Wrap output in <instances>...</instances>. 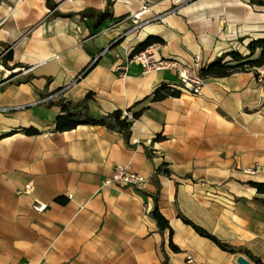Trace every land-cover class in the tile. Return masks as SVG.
<instances>
[{
  "label": "crops",
  "instance_id": "0c3cea01",
  "mask_svg": "<svg viewBox=\"0 0 264 264\" xmlns=\"http://www.w3.org/2000/svg\"><path fill=\"white\" fill-rule=\"evenodd\" d=\"M52 2L0 0V264H238V257L255 264L220 250L179 214L264 263V193L251 185L264 184V67L207 78L195 97L174 72L143 74L129 61L147 39L157 58L195 59L199 68L230 51L246 55L251 40L264 38V6ZM143 7L151 11L141 20L164 14V21L131 30ZM107 8L111 15L96 23L92 13ZM162 84L179 95L149 102ZM88 93L84 111L93 118L120 110L132 120L142 110L128 144L102 126L54 131L65 114L57 102ZM30 128L38 134L23 133ZM158 134L164 139L154 142ZM161 164L170 176L154 174ZM116 165L145 178V188L103 185ZM28 183L32 191L18 193ZM157 190L171 234L149 215ZM35 200L44 211H33Z\"/></svg>",
  "mask_w": 264,
  "mask_h": 264
},
{
  "label": "trees",
  "instance_id": "16d2710c",
  "mask_svg": "<svg viewBox=\"0 0 264 264\" xmlns=\"http://www.w3.org/2000/svg\"><path fill=\"white\" fill-rule=\"evenodd\" d=\"M45 1L49 8H53L55 6L52 0H45ZM249 2L251 4L264 6V1L261 0H249ZM110 15L111 14L108 12V8L106 11L102 13H92V16L95 17L96 19V23H99L100 21L106 19ZM151 41L152 39H147L138 50L143 49L144 47L149 45ZM246 49L248 51V54L246 55H241L236 51H230L214 59L213 61H211L210 63L206 64L205 66L199 69V75L204 79L222 78L232 75L234 73L246 72L253 70L255 68L264 67V38L251 40L247 44ZM135 52H137V50H135ZM9 57H10V53L7 52L5 54V59L6 58L8 59ZM226 58H228V60ZM90 67L91 66L85 67L83 71L89 70ZM178 95H179V90L172 88L168 85L162 84L157 88H155L147 99L149 100V102H157L167 97H177ZM90 98H91V94L88 93L85 95L82 101L75 104L71 102H63V101L57 102V104L61 108V111L64 112L65 114L58 115L55 118L54 131L56 132L69 131L74 129L77 125L80 124L102 126L109 131L119 133L122 136L123 140L128 144L131 136L132 120L137 119L140 116L142 110L133 112L131 114L132 120H128L126 117H122V111L120 110H116L111 113L102 115L99 118H93L84 111L86 109V102ZM80 111H84V114L81 115L79 113ZM22 131L25 135L38 134V131L32 128L24 129ZM163 139L164 138L158 134L153 138V141L158 142V141H162ZM154 174L170 176V171L166 168L165 164H161L155 170ZM251 185L255 187L259 193H264V184L251 183ZM152 198L154 201V207L149 213L150 217L156 222L160 233H162L165 229H168L169 234H171V230L169 228L167 220L159 213L157 209L158 190L156 191L155 195L152 196ZM55 202L60 204L64 203L61 198H56ZM179 218L183 223L189 225L199 236L213 242L220 250L231 254L243 253L255 264H264L259 259L251 255L248 251L235 248L224 242L219 241L212 234H210L203 228L195 225L184 216L179 214ZM170 248L173 251H177V248L171 243H170Z\"/></svg>",
  "mask_w": 264,
  "mask_h": 264
},
{
  "label": "built area",
  "instance_id": "2783aa9c",
  "mask_svg": "<svg viewBox=\"0 0 264 264\" xmlns=\"http://www.w3.org/2000/svg\"><path fill=\"white\" fill-rule=\"evenodd\" d=\"M150 8L143 7L139 12L133 15L134 26L131 30H135L140 26L148 23H162L164 21V14H153L150 18L141 20V16L150 12ZM5 50L4 53H7ZM129 61L135 62L140 65L143 74L169 70L175 73L181 88L187 91L190 95L198 97L201 96L203 88L206 86V79L199 75V64L194 59L192 64H185L172 58H157L154 54L153 46H147L129 58ZM46 98L45 100H47ZM127 116L126 113L122 117ZM146 180L142 176L131 171L130 168L125 166L116 165L112 168L111 174L103 181L105 186L116 187H130L137 190L145 188ZM32 191L30 183L24 185L18 193L28 194ZM71 199V196H67ZM46 204L34 201L32 204L33 211L40 213L44 211ZM190 262V258H188Z\"/></svg>",
  "mask_w": 264,
  "mask_h": 264
},
{
  "label": "water",
  "instance_id": "95a60500",
  "mask_svg": "<svg viewBox=\"0 0 264 264\" xmlns=\"http://www.w3.org/2000/svg\"><path fill=\"white\" fill-rule=\"evenodd\" d=\"M236 262L238 264H248V262L243 257H238Z\"/></svg>",
  "mask_w": 264,
  "mask_h": 264
},
{
  "label": "rangeland",
  "instance_id": "374dc122",
  "mask_svg": "<svg viewBox=\"0 0 264 264\" xmlns=\"http://www.w3.org/2000/svg\"><path fill=\"white\" fill-rule=\"evenodd\" d=\"M228 60V59H227Z\"/></svg>",
  "mask_w": 264,
  "mask_h": 264
}]
</instances>
